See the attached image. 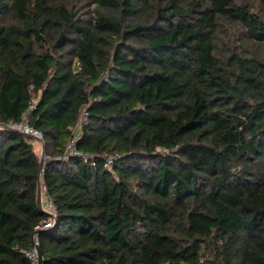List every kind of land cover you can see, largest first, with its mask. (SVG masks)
Returning a JSON list of instances; mask_svg holds the SVG:
<instances>
[{
  "label": "trees",
  "instance_id": "16d2710c",
  "mask_svg": "<svg viewBox=\"0 0 264 264\" xmlns=\"http://www.w3.org/2000/svg\"><path fill=\"white\" fill-rule=\"evenodd\" d=\"M0 124V264H264V0H0Z\"/></svg>",
  "mask_w": 264,
  "mask_h": 264
},
{
  "label": "built area",
  "instance_id": "2783aa9c",
  "mask_svg": "<svg viewBox=\"0 0 264 264\" xmlns=\"http://www.w3.org/2000/svg\"><path fill=\"white\" fill-rule=\"evenodd\" d=\"M37 99H33L32 101V105L30 106V109H32L34 107V105L36 104ZM87 117V113L83 110L79 116V119L73 129V136L67 146V152L69 155H79V153H77L76 148H75V144L77 141V137L79 136L80 132H81V126L82 123L86 120ZM1 126V124H0ZM8 128L19 131L27 136H32L37 138V140L42 139V135L40 132L36 131L34 128H32L29 125V116L25 115L22 119L21 122H12L9 125H7ZM69 158V157H66ZM112 165H113V159L112 158H107L105 160V167L106 168H110L112 169ZM93 166H95V163L93 162ZM51 204V203H50ZM52 211V204H51V210L48 211L51 215H54V213L51 212ZM52 225V222H46L43 224V226L41 227L42 229L48 228ZM38 243V240H37ZM39 244V243H38ZM26 256L27 258L30 260L31 264H40L39 263V257H38V252L36 247H32V249H30L29 251L26 252Z\"/></svg>",
  "mask_w": 264,
  "mask_h": 264
},
{
  "label": "water",
  "instance_id": "95a60500",
  "mask_svg": "<svg viewBox=\"0 0 264 264\" xmlns=\"http://www.w3.org/2000/svg\"><path fill=\"white\" fill-rule=\"evenodd\" d=\"M30 137V136H29ZM30 138H33V139H36L35 137H30ZM40 141V143H42V147H43V153H42V157H41V166H43V162H44V156H45V143L43 142V140H38ZM41 194H42V187H41V181H39V184H38V193H37V201H38V204L41 208H43V204H42V199H41ZM42 228H40L37 233L41 232ZM32 246L33 247H36L37 249V252H38V257H39V263L40 264H43V255H42V252H41V249L39 247V244L37 243V239L36 237L32 239Z\"/></svg>",
  "mask_w": 264,
  "mask_h": 264
},
{
  "label": "rangeland",
  "instance_id": "374dc122",
  "mask_svg": "<svg viewBox=\"0 0 264 264\" xmlns=\"http://www.w3.org/2000/svg\"><path fill=\"white\" fill-rule=\"evenodd\" d=\"M35 151L37 152V154L39 155L40 159L42 157V153H43V147H42V143H40V141H37L36 139L30 138ZM45 159V156H44ZM43 159V160H44ZM41 199H42V204H43V208L47 211L51 210V204L50 201L48 200V198L46 196H44L43 192L41 194ZM53 213V211H51Z\"/></svg>",
  "mask_w": 264,
  "mask_h": 264
},
{
  "label": "bare ground",
  "instance_id": "6f19581e",
  "mask_svg": "<svg viewBox=\"0 0 264 264\" xmlns=\"http://www.w3.org/2000/svg\"><path fill=\"white\" fill-rule=\"evenodd\" d=\"M31 137V136H30ZM40 140H42V139H40ZM38 141V140H37ZM37 239V238H36Z\"/></svg>",
  "mask_w": 264,
  "mask_h": 264
}]
</instances>
